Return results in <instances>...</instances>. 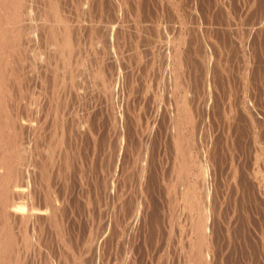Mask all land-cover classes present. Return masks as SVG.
<instances>
[{
	"label": "rangeland",
	"instance_id": "374dc122",
	"mask_svg": "<svg viewBox=\"0 0 264 264\" xmlns=\"http://www.w3.org/2000/svg\"><path fill=\"white\" fill-rule=\"evenodd\" d=\"M67 1L61 0V8L79 24L75 32L81 41L78 54L86 51V60L92 59L86 61L87 67L80 61L73 68L78 77L82 75L79 83L87 82L84 86L90 87L80 85L87 91H79L78 96L69 84L60 89L52 86L50 75L55 68L50 70L46 62H52L48 58L54 55V47L31 51L34 55L30 52L25 68L22 65L29 82L21 86L28 88L20 99L21 109L38 94L43 107L58 104L56 95L60 102L67 96L63 122L68 123L63 124V132L68 135L64 134L63 144L69 155L68 164L62 160L60 167L57 160L63 156L49 151L54 149L52 141L62 134L58 119L51 121L54 110L50 109L44 132L47 137L55 132L56 138L50 137L49 152L41 143L38 152L31 151L32 171L35 160L43 167L46 162L42 173L47 171L50 176L45 172L44 179H39L34 170L32 175L42 185L38 181L32 189L40 192L39 202L40 189L64 199L62 212L66 214L61 212L64 220L57 219L61 235L55 233V225L51 233L44 230V243L41 239L33 253L27 252L24 264H72L77 256L80 264H194L190 251L202 208L207 213L208 236L201 250L208 264H264V0ZM113 22H117L115 36L107 28ZM168 45L171 53L177 46L184 58V76L178 79L187 85V100L195 111L193 121H197L183 138L193 162L200 164L191 165V184L202 185L197 193L201 210L193 213V219L181 199V184H185L174 171L173 121H179L180 107L178 96L174 100L170 92L177 73L166 52ZM31 60L36 67L33 71L27 70ZM94 63L103 68L106 80L112 77L104 82L107 89L99 81L96 86L91 84L89 76L82 79L85 70L91 66L94 70ZM82 115H88L93 136L79 130ZM38 157L44 158L38 161ZM47 159L59 165L52 168ZM47 178L49 183L58 180L61 188L50 189L51 183L47 187ZM45 252L50 259L46 260Z\"/></svg>",
	"mask_w": 264,
	"mask_h": 264
},
{
	"label": "bare ground",
	"instance_id": "6f19581e",
	"mask_svg": "<svg viewBox=\"0 0 264 264\" xmlns=\"http://www.w3.org/2000/svg\"><path fill=\"white\" fill-rule=\"evenodd\" d=\"M43 1L46 4L45 7L43 6L42 2H41L42 3L41 5H39L40 3L38 4L39 0H0V264H24L25 260H26L27 252L29 250H31V252H32L33 248L35 249L36 246H40V244H42L41 243L42 240L44 243V238L42 239V236L44 237V234H43L44 230H46V229L50 230L51 226L55 225L54 231L56 233V230H57L56 227H58V225L61 224V223L58 224L57 219L59 218L58 219L59 222H60V218H61V220L63 219L61 212H62V207L64 208V204H65L64 202H66V201H64V199L59 200L58 195H56V194L53 195V193H52L50 195V193L52 192L51 190H50L51 192L49 191V194H47L46 191H43V189H40L42 201L39 202L40 192L34 191V189H32V188H34V186H36V183L40 180H38V179L36 180V177H35L36 175L35 174L32 175V173L34 170H35L36 174H37V172H39V175H40L39 179H41V178L44 179V175H42V174H45V172H46V176L47 175L50 176V174H48L47 171L42 173V170H44V167L46 166V162H45L46 159L44 161L45 166L43 167L41 164V161H39L41 157H38V159H37L39 161L38 163L36 160L34 162H32V164L34 163L33 164L34 165L33 171H32V169H31L32 168L31 167L32 166L31 165V158H32L33 152H38V148H39L38 145H41V144L44 145V147H45L44 150L47 151L48 146L51 145V143H50L51 139L56 136V135H54L55 132L52 134V132L49 131V132H51L52 135H54V137H52V135H51L50 137H52V138L50 139V137H47L45 135V132H44V129H45L44 125L46 124V122L47 123L49 122L48 120H46L48 118L47 113L50 109H52V112H53V110H54V112L52 113V116H50L51 121L58 119V121L60 122L59 126H58V128L60 127L59 132H62V134L58 133L59 134L58 135L56 133L58 136H60V135L61 136L60 137L57 136L58 138L55 137L56 140L52 141L53 142L52 146L54 147V149H50L49 151L56 150L58 156L59 155L63 156V157H61L62 158L61 160H57V162L59 164L62 163L61 162L62 160H63V164H68V156L69 155L67 156L68 153L65 152V146L63 144L64 134H67V133L63 132V129H64L63 124L68 123L67 120L65 123L63 122L64 112L66 113V108H67V102H66L67 96L64 94L66 96V98L64 97L65 99L64 100L61 99V102H60L58 96L57 95L55 96L53 93V97L54 96H55V98L57 97L59 103L56 105L53 104L54 106L52 107V105H50L51 103L47 104L44 102L48 106L43 107V105L40 103V101L43 99V97L41 100H39L40 94H38L35 97L32 104L25 105V107H24V105H22L23 108H25V109H23V108L21 109L20 104H19L21 101L20 99H24V97L26 96L25 93L28 92L27 91L28 88L27 89H26V87L22 88L21 86H22V84L23 85L25 84V86H27V84H28L27 82H29L28 81V79H29L28 73L23 72V70L25 68L23 63L28 58V55L30 56L31 51H36V50L41 51L42 50V49H40L41 46L44 48H46L47 46H50V48L54 47L55 51L54 50L53 51L55 53L52 51L54 53V55L51 56V54H50L51 57L48 58V60H51L52 62L51 63H48V61L46 62L47 66L50 64V70H51V67H53V66L56 70V71L54 70L53 75H50V76H52V79H51L52 86H54V85L59 86V89H60V88H68V85H67V87L65 85L69 84L72 89L74 88V89H76V91H78V92H75V90L73 89V91L76 93V94L75 93L74 94L78 95L79 91L80 92L81 91H83V92L87 91L84 88L86 85H88V84H86L87 82H84L81 84L79 83L82 81L79 77L82 75H79V77H78V75L75 72L77 70L74 69L76 67V64H79L80 61L83 63H86V61L89 60V59L86 60L88 58L86 51H84V54L82 53L83 55H81V52L78 54L79 50H77V49L78 48L80 49V47H81L80 42L81 41L79 39H77V35L75 34V32L78 33V27H79L78 25L79 24L77 25L73 21L74 19H72L73 17L71 18L69 12H67V13L65 12L66 9L64 10L63 8H61V6H62V4L60 3L61 0H43ZM53 1H54V3H52ZM66 2H68V1L66 0ZM66 2H64V3H66ZM77 4H79V3H77ZM80 9H82V8H80ZM119 11H118V13H119ZM77 12H78V10H77ZM74 16L76 17V15H74ZM81 19H83V17H81ZM76 22H77V20H76ZM113 23H114L113 25H112V23L109 24L107 26V28H108V32L112 36H115V35H117L115 32L116 31L115 30V23H117V22H113ZM119 26L120 25H117L116 27H119ZM120 27H122V26H120ZM36 30H37V32L39 31V33L37 34L38 35L37 38L35 35L37 33ZM97 31H98V29H97ZM99 34H102V32H100ZM74 36H75V39H74ZM94 36H98L97 32ZM98 38H99V36H98ZM98 38H97V41H98ZM181 39H182L181 34H178V42L181 41ZM165 44H167V43H165ZM116 45L118 46V43L115 44L114 46H116ZM177 45L179 46L180 44L177 43ZM102 46H104V45H102ZM99 47H98V49H99ZM162 47H164V46H162ZM54 48H52V49H54ZM83 48H84V46H83ZM92 48H93V51L96 50L94 48V46ZM164 48H166V46ZM83 50L81 49L82 52H83ZM118 50H120V49L118 48L117 51ZM166 50H167L166 51L167 55L171 56V60L174 61L173 69H174V72L177 73L174 76V79L172 80L170 92L172 95H174V100H176L175 96H178L177 100H178V104L180 107V111L178 112L179 121L178 120L173 121L174 122V131L172 133V137L174 139L173 142H175V146L173 144V146L175 147V149H174L175 152H173V153H175L174 169H176L174 171L176 173L177 178H179V181L182 179L184 184H185V185L181 184V186H183V190L181 191V199L184 203V208L185 209L187 208V210H188L187 214H188L189 218L191 216V219H193L192 218L194 216L193 213H199L198 211L201 210L200 209V203L198 200V198H199L198 195H200V194L197 195V193H198V188L201 187L202 185L197 186L196 184H198V183L195 182L196 184L195 183L191 184L192 181L190 182V178L192 177V172H193V171L191 172V165L196 163V162H193L191 149L190 148L188 149V147H186L187 142H185L183 138L185 137V134H186L185 132H187V130H190V132L193 130L192 127L194 126V122H195V121H193V120H195V117H194L195 111L193 109V105L190 106L192 103L191 104L188 103V100H187L188 96H186L187 92H185V90L187 91V89H188L187 85L182 83L180 80L181 76L182 77L184 76V71H185V67H186V66H184V58L181 55L179 48L177 46L173 50L172 53L169 51V45L166 48ZM113 51L115 52V49ZM119 54H120V52H119ZM31 55H34L33 52H31ZM42 55L43 54H40V57H42ZM46 55H47V53H46ZM98 55H100V54L98 53ZM32 57H34V56H32ZM44 58H45V56H44ZM44 58H42V59H44ZM95 58H97V56ZM98 58H100V56ZM31 59H33V58H31ZM90 60H92V59H90ZM90 60H89V62H90ZM31 61L29 64L30 67L27 70L33 71V69H35L36 67L33 68L35 66V65H32V64H34L33 63L34 60L32 62ZM39 61H41V59H39ZM15 62H17V63H15ZM89 62H87V63H89ZM92 62L93 61H91V63ZM104 62H103V64H104ZM87 63L85 64L86 67L88 65ZM22 65L24 66V68H22ZM95 66H96V63H94V70H92L93 66H91L92 68L89 69L91 72L88 69H87L88 71L85 70L86 73H84V76H86V77L82 78V79H84L86 81L87 79L91 78V80L93 82L91 84H94L96 86V82L99 81L101 83L100 85L102 87H105L104 82L107 81L111 76L109 75V78L107 77L108 79L106 80L107 74L105 75L103 68H101V66H98V65L95 68ZM38 67H39V63H38ZM45 67H46V65H44V68ZM109 67H110V65H109ZM54 68H52V69H54ZM107 70H108V68H107ZM107 70H106V72H107ZM101 71H102V75H100ZM49 73L51 74L52 71L51 72L49 71ZM179 75H180V78L178 79ZM88 76H89V78H87ZM182 79L184 80L185 78H182ZM74 80H75V82L77 81L78 85H77V83L74 82ZM107 83H109V82H107ZM84 84H86V85L84 86ZM80 85L84 86V88H82ZM97 85H98V83H97ZM107 86L105 87L106 89L108 88ZM80 87L82 88V90ZM89 87H90V85H89ZM89 87L86 86L87 89H89ZM97 87H99V86H97ZM59 89H58V91H55V94L59 93ZM180 89L181 90L183 89V90L181 91ZM101 90L103 91V89H101ZM73 91H71V92H73ZM98 91H99V89H98ZM90 92H91V90H90ZM87 95H89V94H87ZM160 95H161V93H160ZM22 96H24V97H22ZM50 97H51V94H50ZM47 99H49V97H47ZM54 103H56L55 100H54ZM90 104H91V102H90ZM41 105H42V107H41ZM74 106H77V105L75 104ZM74 108H76V107H74ZM74 108L71 107V109H74ZM44 109H45V111H43V112H45V113L42 114V110H44ZM70 115H71V113H70ZM65 117H67L66 114L64 116V119H66ZM71 117H72V115H71ZM82 118L83 119H79V120L77 119L78 123H79L78 124L79 130H81L82 132H86V134H88V135L93 136V132H92L93 125L92 126L89 125L90 121H89L88 115H85ZM51 121H50V123H51ZM196 122H195V124H196ZM50 123H49V125H50ZM46 126H47V124H46ZM55 126H56V124H55ZM67 126H69V124ZM71 126H72V124H71ZM190 126H192V127H190ZM48 127H50V126H48ZM55 128H57V127H55ZM65 128H67V127H65ZM70 130H71V128H70ZM55 131H56V129H55ZM45 136L47 138H49V142H48V139H45ZM65 144H66V142H65ZM192 149H193V147H192ZM31 151H33V152H31ZM49 151H47V152H49ZM52 152H54V151H52ZM205 152H206V150H205ZM195 156H196V154H195ZM42 158H44V157H42ZM48 159H52V157L51 158L48 157ZM48 159H47V161L52 163ZM53 160H55V158ZM64 161H66L67 163ZM196 161H197V159H196ZM57 162L54 164L52 163L51 167L53 168L55 164L57 165L58 164ZM204 162H206V161H204ZM196 164H199V163H196ZM49 165L50 164H47L48 167H49ZM68 166L70 167V165H68ZM175 166H176V168H175ZM60 167H62V164L60 165ZM69 167H68V169H69ZM204 167H205V165L203 166V168ZM54 174H55V172H54ZM60 174H61V172H60ZM193 174H194L193 175V177H194L195 173H193ZM51 175H52V173H51ZM61 175H63V174H61ZM203 175H205V173ZM31 176L33 179L31 178ZM52 176H53V178L50 177L49 179L55 178L54 175H52ZM60 177L61 176H59V178H57V179L62 181L60 179ZM195 179H197V178H195ZM200 179H202V178L200 177ZM58 180L53 181V183H51L52 182L51 181L50 183L53 186V188H50L51 186H49L50 183H49L48 178H47V181L49 184L47 183L48 185H46V186L49 187L50 189H55L56 187L59 189L60 186L59 187L57 186V183L59 184ZM42 181H44V180H42ZM200 182H202V181H200ZM62 183L60 184L61 186H62ZM40 184L42 185L41 181H40ZM42 188H45V187H42ZM49 188H47V189H49ZM57 193H59V191ZM61 193H62V191L60 192V194ZM62 195H60V196L62 197ZM36 202H38V203H36ZM39 203H41L42 206H40ZM204 207H205V205H204ZM203 209H205V208H202L201 212L198 215L200 218L197 217L198 219H196V224H195L196 229L194 228V230H193V232H195V233H193V237H194V235H196V237H195L196 241L193 245H191L192 247H191L190 252H192L191 255H192V258L194 259V264H208V262H207L208 260L206 259L208 257H206V258L204 257V254L206 252L204 253L201 250L203 244H205L207 242V241L206 242L203 241V239H205V237H206L205 235H207V234H205V227H204V225H205L204 222L206 219V215H205L206 212ZM66 218H69V217H66ZM191 219L189 220L190 223H192ZM61 228H62V225H61ZM51 230H50V233H51ZM61 231L64 233L63 230H61ZM47 232L45 231V233H47ZM57 232H58V230H57ZM58 233H60V232H58ZM190 233H192V231ZM60 235H61V233H60ZM193 240H194V238H193ZM209 242H210V240H209ZM207 246H205V247L207 248ZM39 248H41V247H39ZM35 251H39V250H35ZM46 255H47V253L44 255L46 257V260H47L48 256H46ZM77 257L79 260L80 259L79 256H77ZM64 258H66V257H64ZM64 258H63V260L59 259V261L61 263H63V261L65 260ZM192 258H190V259L192 260ZM48 259H50V255H49ZM78 260L72 259L71 262H72V264H74V263L78 264V262H79ZM64 263H65V261H64ZM44 264H46V262ZM66 264H68V263H66ZM79 264H80V262H79Z\"/></svg>",
	"mask_w": 264,
	"mask_h": 264
}]
</instances>
